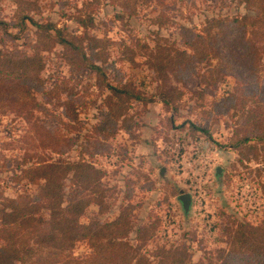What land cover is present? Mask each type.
Listing matches in <instances>:
<instances>
[{
  "label": "rangeland",
  "instance_id": "obj_1",
  "mask_svg": "<svg viewBox=\"0 0 264 264\" xmlns=\"http://www.w3.org/2000/svg\"><path fill=\"white\" fill-rule=\"evenodd\" d=\"M121 1L38 0V10L30 12L36 22H51L71 34L84 30L81 19L91 34L110 38L113 43L102 75L93 70L73 74L60 56L59 44L45 53L42 75L48 84L70 77L77 88L78 120L68 118L57 101L49 103L41 95L39 99L48 112H0V195L16 198L38 192V184L24 178L22 170L40 159L85 158L103 171L109 193L108 207L102 211L92 203L82 222L113 221L122 206L131 205L134 224L129 239L133 244H144L143 251L152 254L159 245L185 243L192 263L198 264L226 246L225 227L239 221L261 222L264 160L239 161L238 152L229 147L237 116L233 111L220 115L214 109L213 103L234 89L233 77L204 84L200 76L179 82L170 74L169 82L180 88L182 95L167 106L160 92L169 86L152 69L150 53L157 43L184 48L182 26L201 30L210 18L255 16L258 11L241 0H153L148 4L131 0L129 7L121 6ZM19 9L16 0H0V20L9 24L7 30L0 26V47L30 52L28 44L35 41L37 28L31 20L20 23ZM261 67L264 82V56ZM208 68L201 64L198 71L202 74ZM126 81L133 83L143 99H131L126 125L119 121L117 131L98 136L97 145L90 143L89 139L95 138L94 126L108 111L106 99L111 92L107 84L119 86ZM170 117L176 128L169 127ZM183 123L185 126L180 127ZM191 123L208 133L192 128ZM182 191L192 195L188 214L178 199ZM42 215L47 220L48 211ZM144 225L152 228L145 243L136 240L138 229ZM90 252L86 240L78 241L72 249L78 258Z\"/></svg>",
  "mask_w": 264,
  "mask_h": 264
},
{
  "label": "trees",
  "instance_id": "obj_2",
  "mask_svg": "<svg viewBox=\"0 0 264 264\" xmlns=\"http://www.w3.org/2000/svg\"><path fill=\"white\" fill-rule=\"evenodd\" d=\"M133 1L148 4L153 0ZM241 2L258 14L213 17L201 30L182 26L184 48L157 43L150 53V64L169 86L160 92L161 101L167 106H172L182 95V90L169 82L170 74L179 82L200 76L204 84H217L227 76L235 79L234 89L213 106L220 115L233 111L232 115L237 116L229 147L238 152L239 161L244 163L264 160V82L261 81L264 0ZM16 3L20 7L18 20L22 25L27 20L35 24L36 39L28 44L30 52L0 47V112L10 109L32 114L35 110L48 112L46 104L39 99L41 95L49 103L57 101L68 118L78 120L77 88L70 77L48 84L42 75L46 68L45 53L54 51L59 44L60 56L73 74L93 70L102 75L112 40L91 34L81 19L84 30L80 34L63 32L51 22L40 24L30 15L38 8V0H16ZM118 3L129 7L131 0ZM0 26L7 30L9 24L0 20ZM144 47L150 49L148 44ZM201 64L209 67L202 74L198 71ZM107 87L111 92L106 99L108 111L94 126L95 138L89 139L94 145L98 144V136L117 131L119 121L127 124L131 99H143L130 81L119 86L107 84ZM184 126L185 123L180 125ZM191 126L208 133L205 128L192 123ZM169 127L176 128L171 117ZM126 130L133 133L131 128ZM22 173L30 183L38 184L39 190L16 198L0 195V264H193L185 243L175 247L159 245L152 254L143 251L144 244H133L129 239L134 224L131 205L122 206L113 221L82 222L92 203L102 211L108 207L109 193L103 171L85 158L40 159L23 168ZM45 211L48 218L44 221ZM151 230L148 225L141 226L136 240L145 243ZM224 234L226 246L217 248L198 264H264V216L257 225L236 222L225 227ZM82 240L87 241L91 252L78 258L72 249Z\"/></svg>",
  "mask_w": 264,
  "mask_h": 264
},
{
  "label": "water",
  "instance_id": "obj_3",
  "mask_svg": "<svg viewBox=\"0 0 264 264\" xmlns=\"http://www.w3.org/2000/svg\"><path fill=\"white\" fill-rule=\"evenodd\" d=\"M220 170L221 168L218 167L217 168V174H220ZM178 199L180 200V202L182 203L183 209L186 213H188V211L191 208L192 205V195L188 192H181V194L178 196Z\"/></svg>",
  "mask_w": 264,
  "mask_h": 264
}]
</instances>
